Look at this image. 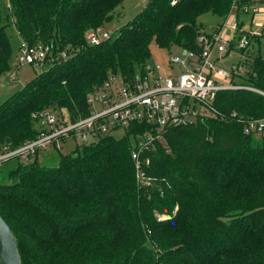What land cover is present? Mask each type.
Returning a JSON list of instances; mask_svg holds the SVG:
<instances>
[{
    "label": "trees",
    "instance_id": "1",
    "mask_svg": "<svg viewBox=\"0 0 264 264\" xmlns=\"http://www.w3.org/2000/svg\"><path fill=\"white\" fill-rule=\"evenodd\" d=\"M122 1L0 0V74L13 58L11 24L19 46L50 45L55 57L0 103V151L35 138L44 110L63 108L72 120L87 115V95L109 74L133 82L151 64L152 41L199 54L200 15L224 20L233 8L238 17L263 2L147 0L115 36L87 43V31L109 22ZM244 64L232 82L264 92V58ZM261 92L218 91L210 112L136 146L138 168L131 150L142 124L69 152L54 149V165L37 153L2 159L0 215L21 264H264V130H244L264 120Z\"/></svg>",
    "mask_w": 264,
    "mask_h": 264
},
{
    "label": "built area",
    "instance_id": "2",
    "mask_svg": "<svg viewBox=\"0 0 264 264\" xmlns=\"http://www.w3.org/2000/svg\"><path fill=\"white\" fill-rule=\"evenodd\" d=\"M260 3L256 1L243 7V12H249V21L255 25L264 22V17L260 16L264 15L260 11ZM239 21L235 12L231 11L219 29L197 36V43L202 47L199 54L180 48L178 56L169 57L164 69L159 64H151L133 82L126 81L119 73L109 74L102 85L87 95L89 111L83 117L72 120L63 108L42 112L45 114L43 119L41 115L37 119L41 118L43 125L39 123L36 137L14 148L5 145L0 151V161L11 155L27 160L38 149L51 146L60 150L62 145L70 142L89 144L101 135L116 136L114 133L117 131L121 133L116 137H120L130 126L142 124L144 129L133 139L135 145L131 150V157L138 168L139 147L161 141L165 128L185 124L200 114L210 112L218 91L246 87L261 92L233 83L231 71L216 65V61L229 50L231 42L234 44L232 48H242L249 43L248 35L235 38L242 30ZM250 34L255 36L259 32L250 31ZM110 37L112 32L103 26L91 28L86 33L89 44H97ZM19 48V63L55 59L50 45L28 47L21 43ZM213 51L216 56H212ZM59 54L65 56L66 51L62 50ZM161 70L162 74L158 73ZM244 130L259 134L264 130V120H250ZM137 176L141 177V173Z\"/></svg>",
    "mask_w": 264,
    "mask_h": 264
},
{
    "label": "rangeland",
    "instance_id": "3",
    "mask_svg": "<svg viewBox=\"0 0 264 264\" xmlns=\"http://www.w3.org/2000/svg\"><path fill=\"white\" fill-rule=\"evenodd\" d=\"M146 2L147 0H123L121 4L114 9L113 18L104 24L103 27L109 32H112V36H115L118 27L131 20L132 17L142 9ZM260 4H262V6H260V11L264 12V0ZM232 12H234V8L232 9ZM260 16L264 17V15ZM237 18L242 19L239 21L241 22L240 27L242 30L237 34V36H235V38L238 39L243 35H248L249 43L245 47H242L243 50H241L242 48H233L228 52L226 51L220 60L218 59L216 61L217 66L230 70L231 75L234 73L243 74V70L245 68L244 61H247L251 56L259 53L264 58V22L262 24L259 23V25H255L253 22H250L248 11H241ZM197 21L202 23V28L199 34L207 35L221 27L220 23L222 22V19L211 13H204L198 17ZM7 31L10 35L11 43L13 45V58L11 60L10 69L0 74V103H2L7 97L11 96L14 92L19 90L37 72L49 66V61L47 59L39 60L34 63H19L18 57L20 54V48L18 46L20 43V37L13 24L7 27ZM207 31L209 32L207 33ZM250 31H258L259 35L252 36ZM253 37H258L260 44H258ZM149 47L151 64H159L163 69L167 66L169 57L178 56L179 54V48L176 46H172L168 49L159 47L154 41H152L149 44ZM213 56H216L215 52L213 53ZM175 68H177V66H175ZM162 72L163 71L161 70L158 73L162 74ZM231 79L233 80L232 76ZM46 111L47 110H44V112ZM44 115V113L41 114L42 119ZM39 123L42 124L41 118L37 119L35 124L36 128L38 127ZM120 133V131H117L114 134L119 136ZM76 145L78 144L74 142L64 144L62 145L60 151L69 152L73 150ZM55 152L56 150H54L53 147L48 146L45 149H38L35 153H37V159L39 162L50 166L56 163ZM32 156L33 155H31V157Z\"/></svg>",
    "mask_w": 264,
    "mask_h": 264
},
{
    "label": "water",
    "instance_id": "4",
    "mask_svg": "<svg viewBox=\"0 0 264 264\" xmlns=\"http://www.w3.org/2000/svg\"><path fill=\"white\" fill-rule=\"evenodd\" d=\"M185 50H183L184 52ZM7 184V183H1ZM0 264H21L20 253L15 234L9 224L0 215Z\"/></svg>",
    "mask_w": 264,
    "mask_h": 264
},
{
    "label": "crops",
    "instance_id": "5",
    "mask_svg": "<svg viewBox=\"0 0 264 264\" xmlns=\"http://www.w3.org/2000/svg\"><path fill=\"white\" fill-rule=\"evenodd\" d=\"M225 19V18H224ZM240 19V21L242 20L241 18H239ZM223 21V20H222ZM106 24V23H105ZM220 25H221V23H220ZM203 31H206V30H203ZM209 31H207V33H208ZM179 50H180V48H179ZM213 53H214V51H213ZM213 53H212V56H213ZM216 53V52H215Z\"/></svg>",
    "mask_w": 264,
    "mask_h": 264
}]
</instances>
